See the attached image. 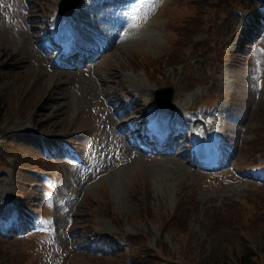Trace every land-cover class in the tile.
<instances>
[{"label": "rangeland", "instance_id": "374dc122", "mask_svg": "<svg viewBox=\"0 0 264 264\" xmlns=\"http://www.w3.org/2000/svg\"><path fill=\"white\" fill-rule=\"evenodd\" d=\"M59 1L0 0V264H235L245 249L263 264L264 175L254 176V167L264 165V16L251 25L252 11L243 8L235 28L233 6L245 0H134V34L118 37L121 43L99 59L98 81L87 91L81 75L50 72L55 66L38 50L56 55L45 29ZM203 1L228 8L212 15ZM108 18L83 29L119 21ZM227 26L236 40L221 37ZM186 39L182 64L171 66ZM222 43L219 90L209 81L211 57L202 67L188 63L199 45L217 55ZM168 87L172 107L161 109L156 91ZM213 90L221 94L217 101ZM161 95L164 103L168 94ZM109 99L117 100L116 113L125 111L120 128L143 113L149 121L160 108L191 123L190 140L197 128L215 131L224 142L222 164L194 165L183 138L171 154L183 153L179 164L139 148L132 153L107 124ZM211 101L215 115L202 121L193 108ZM10 224L21 229L13 233Z\"/></svg>", "mask_w": 264, "mask_h": 264}, {"label": "bare ground", "instance_id": "6f19581e", "mask_svg": "<svg viewBox=\"0 0 264 264\" xmlns=\"http://www.w3.org/2000/svg\"><path fill=\"white\" fill-rule=\"evenodd\" d=\"M94 1H95L94 3H91L88 6H85L84 10H82L84 12L83 15H82V14H80L81 9L84 7V4L89 2V0L88 1L83 0L81 2V4L78 6V10L74 12L72 17H68L66 19L65 18H63V19H55L54 23L48 29H45V31H47V30L50 31V33L53 35V37L55 38V41L57 43L58 42H62L63 40H65L62 37V35H61L62 32H64L65 36H69L71 34L79 36V32L77 33V31H76L77 28L84 27L85 23L92 19V15L89 12L94 11L95 7L98 4L103 2L102 0H94ZM111 11H113V10L106 9V10H103V11H95L98 14L96 16L97 19H99L98 22L101 20V23H104L103 22L104 16L107 15V14L114 13V12H111ZM113 22L110 23V27H109V24H108V27H105V29L96 28V30L92 29L91 31L84 29V32H86V34H88L89 38L92 39L91 42H88V43L92 44V46L96 47L99 50V52L96 54V58H94V59L92 58L91 59L92 62L91 61H88V62L76 61L74 63V65L71 66V67H62V68L56 69L59 66L58 62H59L60 59L59 58L50 59V55L46 53L47 50H40L38 48L39 52L42 55V58L43 57L45 58V59L43 58L44 59L43 61H45V62H53L52 65L55 66L54 68H52L49 71L50 72L54 71L56 75H59L61 73H63L66 76L69 75V76H72V77H74V74L81 75L83 77L82 80L84 82V84L82 82H81V84H82V87H84V90H87V91L92 90L93 85L94 84L96 85V82L98 81V78L94 79V77L97 75V73H95V71H93L94 68L96 67L95 65H97V63L99 62V59L103 58L106 55L107 50H110L111 47L116 42V38H115L114 35H115V32L117 30H119V26L121 25V23L119 21H113ZM107 29L111 33L103 34ZM64 69H68V70H64ZM98 88L99 87L96 86V90L97 91H98ZM134 92L137 94V93L140 92V89L139 88H135ZM89 94H90V96H91V94H92V96H94L96 94V91L94 93L91 92ZM87 95L88 94H86V97H87ZM106 96H108V95H106ZM115 104L116 103H115L114 100H112V101H110L108 103L107 107L111 108L113 116L110 118V120H109V122H107V124H110L112 131L117 133L116 135H113L114 138L116 140H120L121 143H122V142L126 141V138L124 136L125 135L124 132L126 131L125 130L126 127L124 125H122L121 123H119V125L121 126V128H120L118 126L117 122H116V120L118 121V119L120 118V116H121L120 114L121 113L120 112L116 113L117 111L114 108ZM132 105L133 104H130L128 106V108H130V106H131L130 112H131V114H134V113H136V109L132 108ZM155 111H157V110H155ZM140 119H142V117H140ZM176 119H182V118H180L177 114L172 115L171 113H169V112L164 110L162 112L157 113V115H155V116H153L151 118L150 126L153 128V127H156L158 125H165V123H173V122H175ZM137 123H139V122H137ZM184 123H185V121H184ZM107 129H108V126H107ZM136 131L137 130L134 129L132 132L135 133ZM205 136L211 137V136H213V133L207 131V132H205ZM180 144H182L183 148L185 149L184 150L185 155L187 153H191V151L187 148L186 142H182ZM165 150H167V149H165ZM211 151H212V149L210 147L203 146V145H201L199 143L197 144V152H199L201 157H207V155L211 154L210 153ZM134 152H136V151H134ZM182 154L183 153H180L179 151H176V154L171 155V151H169V152L168 151H164V153L156 152L152 157H154L153 159L161 158L162 160H169L170 162L173 161V162L179 164V163L183 162L181 160V158L183 156ZM184 164H186V163L184 162Z\"/></svg>", "mask_w": 264, "mask_h": 264}, {"label": "trees", "instance_id": "16d2710c", "mask_svg": "<svg viewBox=\"0 0 264 264\" xmlns=\"http://www.w3.org/2000/svg\"><path fill=\"white\" fill-rule=\"evenodd\" d=\"M206 1H203V2H204V4L207 5L206 6L207 8L211 7L209 9V11L212 12V15H218L217 13H219V12L223 13V12H225L226 8H228V6H221L220 4H217V3H215V4H207ZM257 1H259V3H261L264 0H245V5L253 6L252 3L256 4ZM239 2H240V4H235V6H233V7L235 8V7H240V6L244 5V2H242V1H239ZM227 5H229V4H227ZM204 25H205L204 22H201L199 25L192 26V28L197 30V29H201ZM212 27L216 28L218 26L216 25V23H214V25L212 24ZM229 31H230L229 30V26H227L225 28L224 32H223V35H224V33H227ZM193 35H194V32L191 33L190 38ZM187 42H188V40L186 39V41L184 43H182V46H183L182 48L185 47L184 48L185 50L183 49L182 52L178 51L177 53H175L173 56L170 57V61H171L170 65L171 66L182 64L183 58L186 56V54H185L186 53V48L188 49V47L190 46V43L186 44ZM206 45L207 44L202 45V46L199 45L197 48L194 49L196 54H198V58H201L202 61H204V56L210 55V51L205 52L206 49H207ZM212 56L216 57V55H213V54H212ZM216 59H217V57H216ZM3 115H4V105H3L2 101L0 100V120L3 117ZM176 217L177 216H175L174 214H172L171 216L167 217L165 219V224L169 223L170 221H172ZM254 257H255V254H253L250 249L249 250L245 249V252H243L242 254L239 255V257H238V259H237L235 264H259L258 261L254 260ZM262 261H263V264H264V252H263V260ZM214 264H228V261L227 262L224 261V262H221V263H214Z\"/></svg>", "mask_w": 264, "mask_h": 264}, {"label": "water", "instance_id": "95a60500", "mask_svg": "<svg viewBox=\"0 0 264 264\" xmlns=\"http://www.w3.org/2000/svg\"><path fill=\"white\" fill-rule=\"evenodd\" d=\"M68 1H70V0H63L62 1V3H61V6H65V4H66V6H67V2ZM79 2V0H71V4H70V6H75L77 3ZM71 8H68V9H66L65 10V8L64 7H61V12H69V10H70ZM160 92H165V93H167L168 94V101L170 100V98H171V96H172V93H173V91H172V89L170 88V87H168V88H161L160 90H159Z\"/></svg>", "mask_w": 264, "mask_h": 264}]
</instances>
